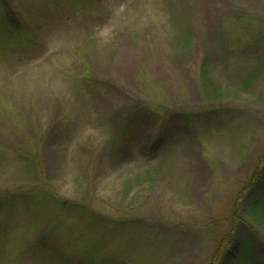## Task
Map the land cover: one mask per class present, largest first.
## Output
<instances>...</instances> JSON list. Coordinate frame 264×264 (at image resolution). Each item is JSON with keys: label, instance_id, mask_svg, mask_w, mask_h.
Wrapping results in <instances>:
<instances>
[{"label": "rangeland", "instance_id": "rangeland-1", "mask_svg": "<svg viewBox=\"0 0 264 264\" xmlns=\"http://www.w3.org/2000/svg\"><path fill=\"white\" fill-rule=\"evenodd\" d=\"M262 163L264 0H0V264H264Z\"/></svg>", "mask_w": 264, "mask_h": 264}, {"label": "trees", "instance_id": "trees-1", "mask_svg": "<svg viewBox=\"0 0 264 264\" xmlns=\"http://www.w3.org/2000/svg\"><path fill=\"white\" fill-rule=\"evenodd\" d=\"M10 10H11V5H10ZM14 17V20L16 21L15 23H19L17 18L15 16ZM11 22H13V20L10 19ZM14 23V22H13ZM17 30H19L20 32L23 31V28L21 25H17L16 26ZM262 166H264V164L262 163ZM263 174V171H261L260 169H258V171L256 172V174L254 175L250 185L245 189V191L247 192L248 190L254 188V187H258L260 184L262 185V183L264 182V180L262 181L263 177L262 175ZM262 182V183H261ZM260 185V186H261ZM253 190V189H252ZM261 202V201H260ZM258 205V204H256ZM259 206V205H258ZM262 207H264V204L262 205Z\"/></svg>", "mask_w": 264, "mask_h": 264}]
</instances>
